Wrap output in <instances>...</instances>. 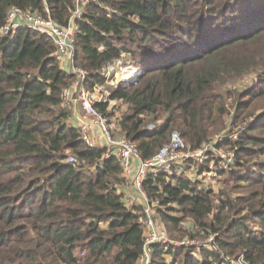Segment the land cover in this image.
<instances>
[{"label": "trees", "instance_id": "trees-1", "mask_svg": "<svg viewBox=\"0 0 264 264\" xmlns=\"http://www.w3.org/2000/svg\"><path fill=\"white\" fill-rule=\"evenodd\" d=\"M75 3L0 0V26L12 8L44 17L48 8L65 27ZM75 26L74 63L88 89L108 83L103 69L124 58L139 70L110 87L121 115L95 106L142 159L174 131L192 149L225 134L185 166L215 173L218 190L185 167L145 176L169 240L199 242L154 243L149 264H264V0H90ZM56 52L38 30L0 33V264H139L143 205L127 203L116 150L87 146L70 123L62 92L75 75ZM233 147L227 163L220 150Z\"/></svg>", "mask_w": 264, "mask_h": 264}, {"label": "built area", "instance_id": "built-area-1", "mask_svg": "<svg viewBox=\"0 0 264 264\" xmlns=\"http://www.w3.org/2000/svg\"><path fill=\"white\" fill-rule=\"evenodd\" d=\"M89 1L90 0H76L74 8L70 9V23L65 27L59 26L50 17L48 8H46V17L25 12L18 8H12L8 13L6 22L4 25L0 26V33L6 34L17 31L20 28H31L49 35L54 40L57 46L56 58L64 69L75 75L71 85L62 92L63 105L72 109L76 107L81 109L85 120L81 123L79 128L82 133L81 137L87 146L91 148L107 147L109 151L110 149L116 150L128 181L127 184H130L131 191L133 192L132 195H126L127 203L143 205L144 222L146 229H149L148 232H150L146 234L145 254L140 259L139 264H149V246L154 243L170 242L180 246L192 244L199 245V242L189 239H184L180 242L169 240L163 223L155 216L157 202L150 201L143 189L145 176L149 170H164L172 174L175 170L183 169L191 159L203 160L206 156V152L212 150L214 148V143L221 141L225 134H217L214 142L209 145L192 149L185 143L181 133L179 131H174L171 135V141L161 147L153 157L146 160L141 158L137 145L133 141L124 137H116L113 132L116 125L113 122H109L95 106V104L101 102L111 104L116 100H111L109 98L110 92L106 98H103V96L100 98L95 97L94 93L85 86L87 72L80 67H76L74 63L75 21L77 18L82 17L83 7H85ZM138 74L139 71H134L129 73V75H122L121 79L116 77L115 81L112 82L114 84L113 86L116 87L120 82L124 83V81L132 82L136 79ZM96 86H94V88ZM148 128L152 129L153 126L149 125ZM234 138H237V135H234ZM236 150L237 147H233V149L229 151L220 150V157L225 159V162L230 163L235 157ZM68 161L74 162L75 157L72 155L69 156Z\"/></svg>", "mask_w": 264, "mask_h": 264}, {"label": "rangeland", "instance_id": "rangeland-1", "mask_svg": "<svg viewBox=\"0 0 264 264\" xmlns=\"http://www.w3.org/2000/svg\"><path fill=\"white\" fill-rule=\"evenodd\" d=\"M111 65H113V66H111ZM111 65L105 67L104 70H103V74L107 78H110L109 82L106 83V84H99L94 89H90L91 92L94 93L95 97H97V98H100L102 96H103V98H106L108 96V93L111 90L110 87H112L114 85L112 82L115 81L116 77L118 79H121L122 75H129V73H131V72L139 71L135 67V65L132 64V62H130L129 60H127L125 58L122 59V60H119L117 62H114ZM246 80H247V82H249L251 80V77H248ZM124 82L127 83V81H124ZM120 83H122V82H120ZM230 102H231V99H228V103H230ZM120 103L121 102H119V101H113L111 104H109L108 110H115L117 115H121V112L119 110L124 111L125 110V106L123 105L121 107ZM114 107H116V108H114ZM82 115H83V113H82ZM83 117H84V115H83ZM70 123L72 124V122H70ZM196 163H198V162H196ZM185 169H186L185 172H186L187 175H189L190 177L198 178L199 180L202 181V183H204L206 185H210L212 188H215L216 190H218L219 186L221 185L220 180L217 179L216 177L215 178L213 177L214 173H205L204 175H200L199 176L198 174H196L194 172V169H190V167L189 168L185 167ZM126 186L129 188L128 190H125L126 195L127 194L132 195L133 192L130 190L131 189L130 188V184H127ZM157 219H159V218H157ZM148 230L149 229H147V234H149V232H150V231L148 232ZM207 241H209V240H206L204 242H207Z\"/></svg>", "mask_w": 264, "mask_h": 264}, {"label": "crops", "instance_id": "crops-1", "mask_svg": "<svg viewBox=\"0 0 264 264\" xmlns=\"http://www.w3.org/2000/svg\"><path fill=\"white\" fill-rule=\"evenodd\" d=\"M84 120L85 119L82 115L81 109L79 107L74 108L72 119H71L72 124L79 127L81 125V123L84 122Z\"/></svg>", "mask_w": 264, "mask_h": 264}]
</instances>
